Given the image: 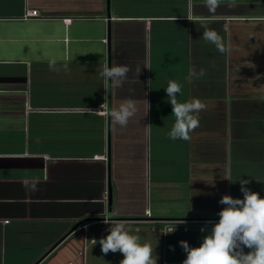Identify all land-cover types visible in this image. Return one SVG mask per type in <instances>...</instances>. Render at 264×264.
Masks as SVG:
<instances>
[{
    "label": "crops",
    "instance_id": "0c3cea01",
    "mask_svg": "<svg viewBox=\"0 0 264 264\" xmlns=\"http://www.w3.org/2000/svg\"><path fill=\"white\" fill-rule=\"evenodd\" d=\"M229 3L211 13L205 0H0V264H120L99 244L108 214L157 264H182L179 241L199 247L222 196L244 198L240 180L264 197V0ZM52 58L70 72L50 71ZM106 62L132 69L122 87L104 88ZM192 65L206 75L189 81ZM169 80L180 102L206 105L187 141L168 137ZM127 98L138 111L121 127L106 114Z\"/></svg>",
    "mask_w": 264,
    "mask_h": 264
},
{
    "label": "clouds",
    "instance_id": "9594fccd",
    "mask_svg": "<svg viewBox=\"0 0 264 264\" xmlns=\"http://www.w3.org/2000/svg\"><path fill=\"white\" fill-rule=\"evenodd\" d=\"M221 2L222 0H205L211 13H215ZM235 6V0H230L229 7ZM201 28L203 29L202 39L214 45L218 52L224 53L226 48L223 37L216 30L210 28L207 23H202ZM57 63L55 58L49 59V70L57 73L61 70L65 73L70 72L67 63H64L62 67H57ZM130 71L132 69L128 65L110 67L106 62L101 67L99 76L103 79L104 88L107 90L110 85L122 87L127 81ZM135 72L137 76L140 74L141 67L139 65ZM205 75L204 68L197 69L195 65H192L189 68L187 79L189 81L198 80ZM148 84L150 86L151 80L148 81ZM165 91L172 108V115L175 118L168 137L173 141L178 139L187 141L191 138L190 133L199 127V114L206 109V105L197 97L180 102L177 94L181 93V86L174 80L168 81ZM104 99L105 103L101 105V110L102 106L108 102L107 96ZM137 111L138 108L133 99L127 98L121 101L117 107L110 109L106 115L116 125L125 127ZM146 127L150 128L151 125ZM247 183V180H240L243 199L233 198L230 195L222 196L219 203L226 207L218 213L219 222L212 224L210 234L203 237L199 247H190L185 240L179 241L183 251L187 254L182 264H264V197L245 187ZM23 186L26 190L29 188L32 191L38 190L36 183L29 184L27 178L23 181ZM104 223L109 225V234L106 237H101L99 244L105 255L109 251L113 253L119 251L124 257L120 264H157L158 256H153L150 244L142 242L139 234H133L132 227L126 221L105 219ZM175 229L170 232H174ZM206 230L207 227H204L200 231L203 233ZM94 242L97 243L96 240ZM245 247L250 251L245 253L243 250Z\"/></svg>",
    "mask_w": 264,
    "mask_h": 264
},
{
    "label": "built area",
    "instance_id": "2783aa9c",
    "mask_svg": "<svg viewBox=\"0 0 264 264\" xmlns=\"http://www.w3.org/2000/svg\"><path fill=\"white\" fill-rule=\"evenodd\" d=\"M38 16H40V12H39L38 10H35V9H34V10H29V11H27L25 18H33V17H38ZM65 21L68 22V23H70V22L72 21V19H71V18H66ZM104 200L106 201V203L109 202V190H107V191L104 193ZM105 219H109L108 216H106V217L103 219V222H104ZM7 222H8V220L6 221V223H7ZM83 228H84V230H87V228H88V224H85V225L83 226Z\"/></svg>",
    "mask_w": 264,
    "mask_h": 264
},
{
    "label": "water",
    "instance_id": "95a60500",
    "mask_svg": "<svg viewBox=\"0 0 264 264\" xmlns=\"http://www.w3.org/2000/svg\"><path fill=\"white\" fill-rule=\"evenodd\" d=\"M109 157H110V155H109ZM111 192H112V188H111V183L109 184V208L112 206V194H111ZM108 218L109 219H112L110 216H109V214H108ZM122 220H134V219H122Z\"/></svg>",
    "mask_w": 264,
    "mask_h": 264
}]
</instances>
